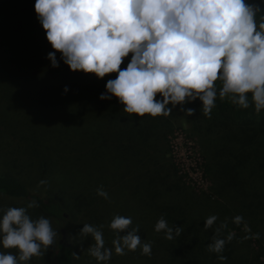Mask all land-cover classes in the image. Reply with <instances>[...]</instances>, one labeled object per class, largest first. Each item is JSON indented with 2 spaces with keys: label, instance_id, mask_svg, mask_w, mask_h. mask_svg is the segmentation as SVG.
Returning <instances> with one entry per match:
<instances>
[{
  "label": "trees",
  "instance_id": "obj_1",
  "mask_svg": "<svg viewBox=\"0 0 264 264\" xmlns=\"http://www.w3.org/2000/svg\"><path fill=\"white\" fill-rule=\"evenodd\" d=\"M245 3L264 11L261 0H245ZM34 4L35 0H0V90L5 86L4 93L9 97L7 101L0 96V108L3 112L9 111L6 104L15 100L34 107L36 117L32 120H36V128L28 129H34L37 137L44 134L49 138L43 139L42 144L35 136L31 139L37 145L32 147V153L36 154L39 164H32L30 169L41 170V180L49 188V196H37L31 185L19 176L0 172V194L13 200H27L24 205L16 201L7 206L0 204V210L26 206L35 199L39 206L27 209L32 219L53 217L60 223L65 221L67 211L70 216L75 212L86 216L92 211L97 213V219H107L110 237H104L105 247L112 248L117 233L108 225L115 211L104 212L103 217L99 212H102L100 206L117 207L115 210L121 216L131 218L129 229L138 228L142 243L151 244V255H142L138 247L135 251L126 250L120 258L112 254L101 264H221L218 254L209 252L207 245L213 235L225 238L231 234V227L237 229V233L231 234L232 239L219 254L227 257L223 264H263L261 243L260 248H253L248 235L232 222V213H239L237 215L255 233H261L259 225L264 223V110L259 114L255 112L251 94L247 109L217 94L210 117H214L222 133L219 131L218 137L208 143L215 163L207 165L205 155L204 168L213 194H188L189 187L182 185L174 165L171 164L166 178L161 175L164 170L162 146L166 142L168 147L171 112L168 116L140 117L125 113L115 96L99 99L106 91L107 80L114 79L116 73L97 78L93 73L70 70L47 41ZM256 19L260 20L259 13ZM50 51H56L58 67H52L46 58ZM130 57L131 53L122 58L121 69L126 67ZM7 77L11 80L10 90L5 83L9 80ZM216 83L219 87V82ZM65 86L67 92L63 91ZM156 98H160L159 94ZM183 105L202 108L198 98ZM168 106L172 111L173 106ZM22 125L20 121L16 124ZM80 129L81 138L73 136ZM44 145L46 150H39ZM54 152L58 154L54 156ZM170 171L177 183L170 179ZM109 184L116 185L112 190L114 195L98 203L97 189L104 190ZM57 189L59 193L55 192ZM214 195L221 201H216ZM211 215L217 220L211 228L204 229V220ZM161 217L170 227L181 226V234L173 232V239L169 240L163 231L156 232L154 225ZM83 224L73 228L74 234L82 239ZM222 224L225 226L221 227ZM92 241L83 240L80 246L87 250ZM0 251L17 254L16 249L0 247ZM78 251H82L79 244L57 242L54 237L44 254L32 257L25 264H51V259H55L53 264H79ZM84 257L93 259L89 252Z\"/></svg>",
  "mask_w": 264,
  "mask_h": 264
},
{
  "label": "clouds",
  "instance_id": "obj_2",
  "mask_svg": "<svg viewBox=\"0 0 264 264\" xmlns=\"http://www.w3.org/2000/svg\"><path fill=\"white\" fill-rule=\"evenodd\" d=\"M34 10L51 48L70 70L97 78L116 73L99 99L115 96L125 113L168 116L169 104L175 107L198 98L203 114L210 117L217 94L242 109L249 107L251 94L255 112L264 110V11L245 0H35ZM56 51L47 53L52 67L59 66ZM185 111L192 115L194 110ZM97 195L108 198L102 188ZM38 206L31 200L26 206L0 210V247L17 250L16 255L0 251V264H25L53 244L56 232L49 219H32L27 212ZM216 220L215 215L207 217L203 228H211ZM240 220L234 217V222ZM131 223L130 217L111 219L108 227L117 233L112 248L105 247L103 226L83 224L80 234L94 240L88 252L98 264L107 262L113 250L123 255L140 247L142 255H151V244L142 243L139 229H129ZM154 230L163 231L169 240L173 232L182 231L163 217ZM231 239V234L213 235L207 245L221 264L227 257L219 254Z\"/></svg>",
  "mask_w": 264,
  "mask_h": 264
},
{
  "label": "rangeland",
  "instance_id": "obj_3",
  "mask_svg": "<svg viewBox=\"0 0 264 264\" xmlns=\"http://www.w3.org/2000/svg\"><path fill=\"white\" fill-rule=\"evenodd\" d=\"M261 2L262 4H264V0H261ZM7 79L9 78L7 77ZM10 81V79L5 81V83L8 85V90H10ZM5 88L6 87L4 86L3 89L0 90V96L2 97V99L6 98V100L8 101L9 97H6V94L4 93ZM15 101H11L6 104V106H8L9 108V111L3 112V108H0V172H9L13 175L19 176V178L23 182L31 185L30 187L34 194L42 198H47V196H49V188L45 184V181L43 184L40 183L42 181L40 174L41 170L39 168L30 169L32 164H39L36 154L32 153V147L37 146L35 145V140H31L32 138H34L33 136H35L34 129L36 128V120H32V117H36V114L33 113L34 107H27L22 105V102ZM172 109L173 110L171 111L170 119L168 118V147L167 144H165L166 142H164L162 146V154L164 156V170L161 172V175L165 176L166 178L168 173L167 171L171 169V164L176 166L175 162L177 161L179 163L178 167L180 168L181 173L184 174L183 177V175L178 173V178L183 181L182 185L184 184L189 187L188 189H186V193L194 194L197 196H201V194L203 193L212 195L213 191L210 177L203 175L202 178L201 166L199 165V161L197 164H194L192 159L199 160L200 156L201 158L204 157V168L206 164V157L207 165L215 163L207 146L208 143L212 142L216 137H218L219 131L220 133H222V131L218 130L219 128L216 127V121L214 117L207 118V116L203 114L202 108L193 109L194 111L192 115L186 114L185 110L188 109L187 105H179L173 107ZM19 121L23 124L22 127L16 126ZM30 127H33L34 129H28ZM81 131L82 129L75 131L76 134H74L73 136L76 135L77 138H81ZM35 138L42 144V142H44L43 139H48L49 137L44 134H38V137L36 135ZM73 140L74 139L72 137L70 139L71 147L73 144ZM39 150L45 151L46 146L44 145L40 147ZM66 151L67 150H62L63 153ZM57 154V152H54L53 155L56 156ZM170 175V179L172 180V182H176L175 177L173 176V171H170ZM112 185L113 184H109L103 187L104 191L108 194V196L114 195L112 190L116 185L113 187ZM58 191L59 189H57L55 192ZM98 197V203L101 202L100 200L105 199L99 195ZM213 198L216 201H221V198L216 195H214ZM12 201H16L17 204L24 205L23 203L27 200H13L5 195L0 194V204H6L7 206L8 203ZM82 205L85 206L86 203H83ZM97 208L99 210L101 208L102 210V212H99L100 217L105 216L104 212H109L111 210L115 211V216H121L118 210H115V208H117L115 206H109L108 208L110 209H106L104 208V206H100V208L98 206ZM87 211L88 210L86 209L85 212ZM67 212V217L64 222L60 223L57 219L53 217L50 218L51 220L49 219L52 229L56 232L55 238L57 242H60V240L63 238L62 229H65L67 233V238L64 241L68 244L74 243L75 246L79 244V249H82V251H78L80 259L77 262H79V264H92L91 261L97 260L94 257H91L93 258L92 260L88 259L87 257H84L85 253H88V249L85 250L84 247L82 248L80 246L82 245L81 242L83 240L92 241L91 236H84V238L82 239L81 236L74 234L73 228L79 223H87L90 225H96L97 227L103 226L102 228H100V230L103 233L104 239V237H110V232L107 231V219H97V213H94L92 211H89L91 213L86 216L76 212L73 216H70V214ZM237 214L239 213H232L233 218L238 216ZM136 216L139 219V213ZM102 221H104L105 223L103 224ZM93 222L96 224H93ZM232 222L234 223V226H239L240 230L248 235L247 237L248 239L250 238V242L253 248H260L259 243H261L262 248H264V223H260L259 225L261 233H255L252 231L249 225L244 222L242 218L238 223L234 221ZM236 230L237 229L231 227V234H236ZM93 242L94 241L90 242V245L94 244ZM113 254L116 255L118 258L125 255V253L123 255H117L115 254V252H113ZM260 260L264 264V253L260 254ZM54 261L55 259H51V264H53ZM101 263L103 262H100V264Z\"/></svg>",
  "mask_w": 264,
  "mask_h": 264
},
{
  "label": "built area",
  "instance_id": "obj_4",
  "mask_svg": "<svg viewBox=\"0 0 264 264\" xmlns=\"http://www.w3.org/2000/svg\"><path fill=\"white\" fill-rule=\"evenodd\" d=\"M192 160H193L194 164H197L198 161H199V165L201 166L202 178H203V175H205L204 166H203V164H204V157L201 158V156H200L199 160H194V159H192ZM175 165H176L175 167H176L178 173H180L184 177V174L181 173L180 168L178 167L179 163L177 161L175 162Z\"/></svg>",
  "mask_w": 264,
  "mask_h": 264
},
{
  "label": "water",
  "instance_id": "obj_5",
  "mask_svg": "<svg viewBox=\"0 0 264 264\" xmlns=\"http://www.w3.org/2000/svg\"><path fill=\"white\" fill-rule=\"evenodd\" d=\"M63 238L60 240V242H64V240L67 238V233L65 229H62Z\"/></svg>",
  "mask_w": 264,
  "mask_h": 264
}]
</instances>
